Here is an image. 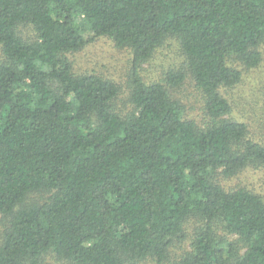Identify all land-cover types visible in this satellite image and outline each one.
I'll return each mask as SVG.
<instances>
[{
    "label": "trees",
    "instance_id": "1",
    "mask_svg": "<svg viewBox=\"0 0 264 264\" xmlns=\"http://www.w3.org/2000/svg\"><path fill=\"white\" fill-rule=\"evenodd\" d=\"M101 36L131 51L127 108L69 58ZM169 39L182 64L146 80ZM263 42L264 0H0V264H264V197L223 183L264 166L226 95Z\"/></svg>",
    "mask_w": 264,
    "mask_h": 264
},
{
    "label": "rangeland",
    "instance_id": "2",
    "mask_svg": "<svg viewBox=\"0 0 264 264\" xmlns=\"http://www.w3.org/2000/svg\"><path fill=\"white\" fill-rule=\"evenodd\" d=\"M26 32H30L27 29ZM90 37V32H83ZM261 60L252 68L239 66L243 71L241 81L234 87L226 89V95L232 103L234 116L248 123L250 133L257 139L264 140V42L260 48ZM75 72L95 71L97 74L114 80L120 86L121 93L117 104L127 108L125 97L128 91L131 70V51L127 47H117L113 41L105 36L90 39L79 51L69 54ZM183 57L175 40H167L159 47L152 57L141 63L139 69L146 80L161 79L170 67L181 65ZM194 86L186 80L180 87H174L173 93L183 101L190 117L198 118V95ZM226 187H245L264 197V166L258 168L247 167L236 176L225 178ZM189 231H192L190 229ZM179 251H176L178 254ZM40 264H72L58 259L53 255H46Z\"/></svg>",
    "mask_w": 264,
    "mask_h": 264
}]
</instances>
